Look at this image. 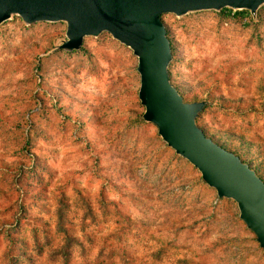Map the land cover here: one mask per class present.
Instances as JSON below:
<instances>
[{"label":"rangeland","instance_id":"rangeland-1","mask_svg":"<svg viewBox=\"0 0 264 264\" xmlns=\"http://www.w3.org/2000/svg\"><path fill=\"white\" fill-rule=\"evenodd\" d=\"M162 18L197 123L264 179V4ZM66 29L0 24V264H264L236 201L142 118L133 51L53 50Z\"/></svg>","mask_w":264,"mask_h":264},{"label":"water","instance_id":"water-1","mask_svg":"<svg viewBox=\"0 0 264 264\" xmlns=\"http://www.w3.org/2000/svg\"><path fill=\"white\" fill-rule=\"evenodd\" d=\"M264 0H0V24L19 15L26 24H67L66 39L53 50H77L84 37L109 32L138 59V96L145 121L186 158L219 197L236 201L240 218L264 248V179L235 152L225 148L197 123L205 100L187 101L170 78L171 40L162 18L198 10H249L256 16Z\"/></svg>","mask_w":264,"mask_h":264},{"label":"trees","instance_id":"trees-1","mask_svg":"<svg viewBox=\"0 0 264 264\" xmlns=\"http://www.w3.org/2000/svg\"><path fill=\"white\" fill-rule=\"evenodd\" d=\"M225 9V8H224ZM231 11V10H230ZM172 50H173V48H172ZM182 95H183V93H182ZM143 118V117H142ZM216 142H218V140H216ZM219 144H221L222 146H224L222 143H220L219 142ZM225 147V146H224ZM226 148V147H225ZM252 168H254L256 171H257V173L262 177V175H261V173L258 171V169H257V167L255 166V164H254V162H253V160H247L246 161ZM263 178V177H262Z\"/></svg>","mask_w":264,"mask_h":264}]
</instances>
